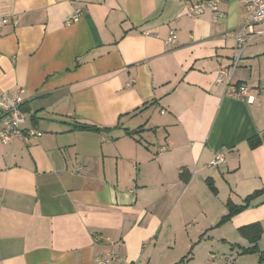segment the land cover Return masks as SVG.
Instances as JSON below:
<instances>
[{"label": "crops", "instance_id": "obj_1", "mask_svg": "<svg viewBox=\"0 0 264 264\" xmlns=\"http://www.w3.org/2000/svg\"><path fill=\"white\" fill-rule=\"evenodd\" d=\"M200 1L0 0V98L23 88L42 133L0 140V264H259L240 228L264 229V193L222 221L264 191V23L234 74L247 103L217 81L246 9L186 16Z\"/></svg>", "mask_w": 264, "mask_h": 264}, {"label": "built area", "instance_id": "obj_2", "mask_svg": "<svg viewBox=\"0 0 264 264\" xmlns=\"http://www.w3.org/2000/svg\"><path fill=\"white\" fill-rule=\"evenodd\" d=\"M247 17L244 24L238 29L225 34L226 38H233L235 46L231 64L219 71L217 81L223 83L231 98L238 99L247 103L253 102V97L250 96L249 88L246 85L235 83L234 74L240 67L245 49L251 43V40L256 35L255 27L264 23V0H241ZM206 11L212 12L216 21L224 17V13L220 10L219 0H206L197 3H192L188 6L186 16L196 18L204 14ZM81 18V12L77 11L72 15L70 23H76ZM16 17L4 18L0 17V29L10 23H14ZM147 36H152L151 33H145ZM178 43L176 32L171 31L168 39L165 41L166 46H176ZM25 91L21 87L15 88L13 92L6 91L0 98V140L3 144H9L14 139L23 140L29 143L32 140L41 138L42 133L37 128L25 129L27 114L23 111ZM167 150L166 147H161L158 154H162ZM224 160L223 155H219L214 164H218ZM115 254L111 253L104 257H99L96 264H110L115 259ZM133 264V263H131Z\"/></svg>", "mask_w": 264, "mask_h": 264}, {"label": "trees", "instance_id": "obj_3", "mask_svg": "<svg viewBox=\"0 0 264 264\" xmlns=\"http://www.w3.org/2000/svg\"><path fill=\"white\" fill-rule=\"evenodd\" d=\"M78 129H84V130H98L97 128L93 127V126H88V125H78L77 126ZM250 146L252 148H256L260 145V139L254 138L250 140ZM262 193H264V191H258L256 193H254L252 196H249L246 198L245 200V205H235L234 203H232L231 201L228 203V210L229 213L226 217H224L223 219V223L229 221L233 216H235L236 214L240 213L241 211H243L244 209H246L249 206V203L251 202V200L259 195H261ZM240 233L242 236H244L250 243V247L248 248H242L241 249V253L242 255L244 254H257L259 256V264H264V250H260L259 248V242L262 238V235L264 234V229L261 223H254V224H250L248 226H244L242 228H240ZM186 262V258L184 260H182L181 262H179L178 264H184Z\"/></svg>", "mask_w": 264, "mask_h": 264}, {"label": "rangeland", "instance_id": "obj_4", "mask_svg": "<svg viewBox=\"0 0 264 264\" xmlns=\"http://www.w3.org/2000/svg\"><path fill=\"white\" fill-rule=\"evenodd\" d=\"M218 256L220 257V256H225V255L221 252V254H218ZM243 262L249 263V262H247V260L246 261H243ZM238 264H241V263H238Z\"/></svg>", "mask_w": 264, "mask_h": 264}]
</instances>
